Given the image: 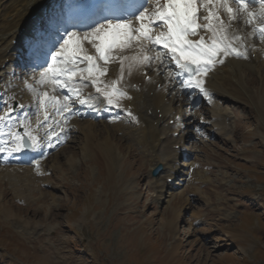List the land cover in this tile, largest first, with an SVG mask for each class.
I'll return each mask as SVG.
<instances>
[{
    "label": "rangeland",
    "instance_id": "obj_1",
    "mask_svg": "<svg viewBox=\"0 0 264 264\" xmlns=\"http://www.w3.org/2000/svg\"><path fill=\"white\" fill-rule=\"evenodd\" d=\"M44 53L13 64L33 104L38 92L29 85L41 88L52 62L37 64ZM252 69L244 67L238 98L205 100L192 86L167 96L185 123L173 129L184 138L172 146L179 153L169 186L158 185L172 163L137 139L120 111L65 116V138L46 158L44 145L42 170L31 162L17 170L22 162L0 157V264H264V65L261 74ZM66 89L51 94L72 103ZM212 109L225 114L223 133L207 123Z\"/></svg>",
    "mask_w": 264,
    "mask_h": 264
},
{
    "label": "bare ground",
    "instance_id": "obj_2",
    "mask_svg": "<svg viewBox=\"0 0 264 264\" xmlns=\"http://www.w3.org/2000/svg\"><path fill=\"white\" fill-rule=\"evenodd\" d=\"M70 1L77 0H0V84L5 86V91H2L0 94L2 98L5 99L4 105L2 104L0 107V116L5 117V119L0 120V142L5 143L6 140L13 138L12 133H19L27 137V133L30 132L39 139V147L37 148H30L27 150L21 149L11 152L8 151V149L14 147V142H9L7 146L2 143L0 146H3L6 150L0 152V157H2V160H14L17 162L15 164L21 162L24 164L26 159H30L33 163L40 162L42 164V158L40 157L43 156V147L45 144L49 143V136L55 133L60 125L64 124L63 120L65 116L68 117L71 112L83 113V108L85 107L88 109L97 108V112H101V114H106V112L109 113L111 109L113 113L117 111L122 112V114H124L123 118H126V120L128 119L136 126L134 132L136 138L149 142L148 145L155 152V156L158 159H164L166 164L172 163V166L168 165L169 167H164L165 177L162 180V185H158L160 188L169 186L167 177L173 178L176 172V164L173 163V159L176 158V155L179 153L178 150L172 149V146L183 141L184 132L179 131L178 135L174 136L173 129H176V126L179 125L181 121L173 120V123L169 124L170 119H174L175 115H179V113H173V99H171V97L167 98V96L172 95L174 92H177L179 95L178 92L181 91L183 93L185 92L184 90L191 86L200 91L201 89L196 87L194 82L191 85L185 86L184 81L189 79V75L175 63V60L171 58V53L163 47L162 43L159 44L161 49H157L158 46L156 44L143 41V47L145 49L143 54L153 57V59L145 63L125 60L122 79L120 78V57L138 55L140 53V47L136 41H133L132 46L127 49L114 48L112 50V55L116 57V59L111 62L105 64L103 60L97 61L101 67L107 68V72L104 76L99 77L100 83L93 85L91 79H82L79 75L74 77L72 85L79 91V95H76L75 92L68 91L71 94L70 97H72L74 101H72V103L67 102L71 110L65 112L62 116H59V112L62 108L59 112H57L56 109L60 107V104L64 103V99L56 98L60 104L51 101L45 103L43 106L40 104V96L42 94L47 93L48 96H52L51 92L54 91L53 89L56 87H54L51 82H47L43 86L40 84L42 87L39 89L37 85L30 87L31 94L38 92L35 96V104H33L34 101H30V97H28L26 93L21 92V88H19L21 86H19L12 77V65L19 58L17 54L22 52L21 45L24 43L29 45V42H33L30 49L36 44L43 46L42 38L46 36L47 33H51L52 30L60 26H65L66 23H63L67 20L65 9ZM140 4V8L136 13L123 16L119 19L127 18L134 20V17L138 16L141 11L145 9L151 11L154 7V0H141ZM250 6L252 8H258L259 4L258 2H254ZM206 14L207 13L201 8L198 14L200 18L197 23H205L202 17ZM104 23L106 22L97 23L85 30L71 29L64 33H62L64 30L60 29L58 32L60 37L55 46L51 44L44 45L46 49L50 45L48 48V56L51 57V54L63 43V38L67 33L76 32L83 35V33L91 31L92 28L96 27L98 24ZM235 28L236 25H234L233 31H235ZM240 28L241 31L237 34L244 36L245 41L242 45L233 41V45L238 46L240 51L246 52L247 54L245 56H236L235 54L218 56L217 59L222 60L223 63H215L209 66L207 68V75L201 76L204 89L202 93L204 95L211 94L213 97L215 92H219L224 99L225 97L233 99L238 98L241 92L246 91L247 86L244 85L243 82L244 67H251V69L253 68L257 73L261 74L259 71L260 69L263 70L264 65V40L258 41L260 42V48H258L255 40L259 39V34L248 35L251 31V26L244 27L242 21L240 22ZM153 30L157 33L165 31L163 23L156 21L153 25ZM210 35L211 33L201 28L197 29L196 35H191L188 39L198 41L200 37L203 36L207 42ZM84 47L88 49V54L97 55L95 49L92 48L89 42H85ZM157 53H161L160 60L155 59ZM20 55H22V53H20ZM45 57H42L41 60H37V64H41L45 61ZM129 64L132 65L131 69H129ZM78 66L81 69L88 67L86 62L80 63L79 61ZM177 73L181 74L177 75ZM87 75V72H85L84 76ZM145 75H148L147 79H145ZM39 80L40 79H38V81ZM112 81H118L116 87L120 91L126 92L127 95L120 96L117 93L112 97L113 103L109 104L108 98L102 93L97 92L96 89L97 87L103 88L104 85H111ZM48 85H50V88H48ZM33 89H35V91H33ZM67 90L69 89L67 88ZM107 90L111 91V87ZM15 100H18L17 104H22L21 109L19 106L12 107ZM81 100H86L88 102L80 103ZM56 105L58 106L56 107ZM9 108H11V111H9ZM149 111L151 113H148ZM45 113H47V119L43 120ZM129 113H131V115H129ZM159 113H161L160 117H158ZM211 114L214 115V118L208 119L207 123L215 131L223 133L225 127L221 124L224 121L225 114H221L217 109H212ZM26 125L27 128L25 127ZM62 128L66 130L65 125L62 126ZM90 128L91 126L87 128V131ZM61 138L62 135L58 133L53 137L52 141L54 142ZM2 160L0 159V163H2ZM155 162H157L156 159ZM22 164L17 166V170L18 168H23L24 165ZM30 169L32 170L33 168L31 167ZM4 171V174H11V177L15 174L12 167L10 169L4 167ZM28 174L30 175V173ZM175 211L176 208H174V213ZM173 216H175V214ZM175 224L176 221H172L169 222L168 225L170 228L175 229Z\"/></svg>",
    "mask_w": 264,
    "mask_h": 264
},
{
    "label": "snow or ice",
    "instance_id": "obj_3",
    "mask_svg": "<svg viewBox=\"0 0 264 264\" xmlns=\"http://www.w3.org/2000/svg\"><path fill=\"white\" fill-rule=\"evenodd\" d=\"M254 2H258V8L250 6ZM201 8L207 13L202 17L205 21L203 24L197 23ZM156 21L163 23L165 31L157 33L153 30ZM241 21L244 27L251 26L248 35L259 34L260 39L264 40V0H154L151 11L148 9L141 11L134 20L127 18L107 20L106 23L98 24L83 35L76 32L67 33L63 43L51 54L52 63L41 73L39 83L51 82L54 87L68 88L70 92L79 95V91L72 85L74 77L79 75L82 79H91L93 85L100 83L99 77L104 76L107 68L101 67L97 61L103 60L105 64L111 62L116 59L112 55L114 48L127 49L132 46L133 41H136L140 47V53L131 57H120V78L122 79L125 60L145 63L153 59L143 54L145 51L143 41H148L156 45L162 43L163 47L171 53L175 63L188 73L189 79L184 81L185 86L194 82L195 86L203 91L201 76L207 75L209 66L223 63L222 60L217 59L218 56L247 54L233 45V41L241 45L245 41L244 36L237 34L241 31ZM234 25H236L235 31H233ZM201 28L211 33L207 42L203 36L198 41L188 39L189 36L196 35L197 29ZM85 42L91 44L97 55L88 54V49L84 47ZM160 58L161 53H157L155 59L160 60ZM78 61L86 62L88 67L79 68ZM131 67L132 65L129 64V69ZM85 72L87 76H84ZM180 74L177 73V75ZM117 83L118 81H112L111 85L96 89L108 98L109 104L113 103L112 97L115 94L127 95L116 87ZM109 87L111 91L107 90ZM49 101L60 104L55 96H48L47 93L40 96L41 106ZM67 101L68 97L65 96L64 103L60 104L56 111L59 112L61 108L64 111H70ZM87 102L80 101V103ZM3 119L5 117L0 116V120ZM45 119H47V113H45ZM25 127L27 128V125ZM52 134L55 135V133ZM12 136L14 147L8 149L10 152L39 147V139L30 132L27 133V139L19 133H12ZM5 150L3 146H0V152ZM37 167H39L38 164Z\"/></svg>",
    "mask_w": 264,
    "mask_h": 264
},
{
    "label": "water",
    "instance_id": "obj_4",
    "mask_svg": "<svg viewBox=\"0 0 264 264\" xmlns=\"http://www.w3.org/2000/svg\"><path fill=\"white\" fill-rule=\"evenodd\" d=\"M158 169H160V165L156 166V168L153 170V173H155Z\"/></svg>",
    "mask_w": 264,
    "mask_h": 264
}]
</instances>
